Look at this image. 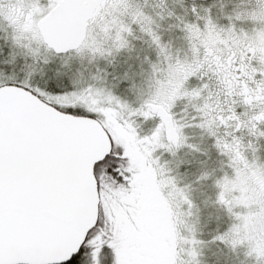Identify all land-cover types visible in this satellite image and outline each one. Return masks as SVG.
Here are the masks:
<instances>
[{
	"label": "snow or ice",
	"instance_id": "1",
	"mask_svg": "<svg viewBox=\"0 0 264 264\" xmlns=\"http://www.w3.org/2000/svg\"><path fill=\"white\" fill-rule=\"evenodd\" d=\"M0 264H264V0H0Z\"/></svg>",
	"mask_w": 264,
	"mask_h": 264
}]
</instances>
